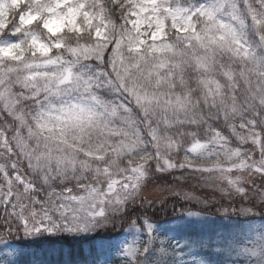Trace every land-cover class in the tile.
Segmentation results:
<instances>
[{
    "label": "clouds",
    "instance_id": "9594fccd",
    "mask_svg": "<svg viewBox=\"0 0 264 264\" xmlns=\"http://www.w3.org/2000/svg\"><path fill=\"white\" fill-rule=\"evenodd\" d=\"M177 2L207 0L160 7ZM237 2L238 18L195 17L196 29L215 38L204 47L163 11L161 37L150 26L138 34L130 0H89L106 23L59 33L42 19L21 23L35 0H0V48L20 45L18 59L0 54V205H13L0 212V248L28 251L44 238L26 235L24 220L36 228L47 217L61 233L65 224L94 225L75 238L116 235L141 214L157 219L163 205L173 223L217 226L209 246L194 250L200 264H264V0ZM33 39L49 46L47 56ZM66 68L72 79L56 91ZM45 70L56 76L29 78ZM133 92L153 103L139 106ZM81 108L91 120L73 115ZM160 239L167 256L157 242L149 260L141 245L136 264H192L196 238ZM0 264L26 262L0 252Z\"/></svg>",
    "mask_w": 264,
    "mask_h": 264
},
{
    "label": "snow or ice",
    "instance_id": "6c2138e0",
    "mask_svg": "<svg viewBox=\"0 0 264 264\" xmlns=\"http://www.w3.org/2000/svg\"><path fill=\"white\" fill-rule=\"evenodd\" d=\"M18 0H13V3H17ZM132 4V10L129 15L133 18L132 26L139 31L145 27L150 26L154 29L152 32L153 39L161 37L166 30L163 26L165 24V18H162L161 11L167 14V19H170L179 28L180 31L185 33H191L189 37L191 40L197 41L201 46H208L215 42V38L210 28L206 29L204 33L199 32L196 29L194 20L197 16H203L210 22L217 21L224 14H227L233 18H238L240 5L237 0H207L206 3H202L193 8L185 7L183 4L177 2L175 6L167 5L161 9L160 5L163 0H130ZM38 5L35 12H29L27 16H21V23H27L31 20L42 19L45 27L50 32L59 33L62 30L79 31L82 30L81 21L91 27L93 24L99 22L105 24L106 20L101 12L91 11L88 8L89 0H53L52 4L44 3L43 0H35ZM248 10L250 20L255 23L257 20L256 9L249 4L243 5ZM97 35L101 36L102 32L98 28ZM33 46L43 55L47 56L50 52L49 46L39 42L37 39H33ZM60 45H57L59 47ZM20 45H10L8 48H0V54L13 55L14 59L18 57L14 56V51L19 49ZM155 51H159L156 45H153ZM74 53H78V50L73 49ZM56 60L49 61V64H56ZM162 66V65H161ZM46 67V66H45ZM63 79L58 81L56 91L64 84L68 83L72 79V71L70 68H66ZM36 76L42 77H55L56 73L43 71L37 72L31 75L30 79H35ZM87 83V81H85ZM136 103L139 106L150 105L153 103V98L147 94H140L133 92ZM264 104V100L260 101ZM179 103V101H177ZM147 112V109H145ZM74 116L77 118L87 115L89 120L92 119L91 113H86L84 109L74 111ZM255 124H245L242 127H251ZM220 130L217 129V132ZM158 134L157 129L151 130V135L156 136ZM202 147L200 144H194L193 150H199ZM12 199H15L13 197ZM13 205L8 203L7 205H0V212L6 210V208H12ZM163 208V205H161ZM68 210L66 209L65 212ZM158 211V209H157ZM155 216V213H153ZM153 216L141 214L136 224H133L131 220L128 221L127 232L117 233L116 235H107L102 238H98L99 234L95 236H87L91 241V247L86 254H82V260L77 264H136L139 256V247L145 246L148 251L145 256L151 259V249L154 244L159 243V253L161 257L167 256L166 242L160 239V235L164 233H178L190 228H201L205 223L199 221H186L183 223H173L168 221L167 223H160L158 219H153ZM47 217L41 221L38 227L31 228L27 220L23 221L26 235H34L39 237L44 235L43 239H36L35 244H40L45 241H52L54 238H67L72 237L73 233H88L92 231L94 225L75 223L74 225L65 224L63 233H61L58 227L47 223ZM75 217L73 220L75 221ZM66 233V235L64 234ZM211 241L205 239V236L201 235L200 238L191 241L192 264H200L199 258L195 254L196 248H204L209 246ZM6 251L0 248V252L10 260L25 261L26 264H52L51 257L58 255L63 250L50 249L42 251L39 248L21 251L11 245L6 246ZM117 259L113 260V257ZM64 264H72L70 260L65 261Z\"/></svg>",
    "mask_w": 264,
    "mask_h": 264
},
{
    "label": "trees",
    "instance_id": "16d2710c",
    "mask_svg": "<svg viewBox=\"0 0 264 264\" xmlns=\"http://www.w3.org/2000/svg\"><path fill=\"white\" fill-rule=\"evenodd\" d=\"M155 187V185L153 186ZM161 195L165 194H156L149 195L150 197H154L159 199ZM159 207V205L157 206ZM158 215L157 219L160 223H167L169 221L170 212L167 211L165 208H158ZM216 227L213 224L206 223L203 226V229L197 228H190L181 232H178V238H180V243H183L182 237L188 236L192 238H200L201 235L207 237H214L216 233ZM107 235H99L98 238H102ZM91 247V241L88 238H75L67 237L65 238H54L52 241H45L40 244H33L30 246L29 250L39 248L42 251H47L50 249L63 250V252L59 253L56 256L51 257L52 264H64L65 261L70 260L72 264H77L78 261L82 260L83 255L86 254ZM117 259V257H113V260Z\"/></svg>",
    "mask_w": 264,
    "mask_h": 264
},
{
    "label": "rangeland",
    "instance_id": "374dc122",
    "mask_svg": "<svg viewBox=\"0 0 264 264\" xmlns=\"http://www.w3.org/2000/svg\"><path fill=\"white\" fill-rule=\"evenodd\" d=\"M152 195H155V193L154 194H152ZM154 197H150V199H153ZM182 244V243H181Z\"/></svg>",
    "mask_w": 264,
    "mask_h": 264
}]
</instances>
